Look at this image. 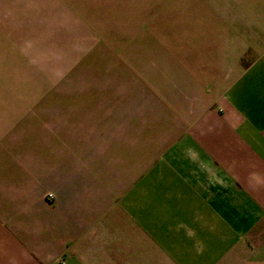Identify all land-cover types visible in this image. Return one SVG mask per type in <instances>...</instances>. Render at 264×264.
<instances>
[{
	"label": "crops",
	"instance_id": "obj_1",
	"mask_svg": "<svg viewBox=\"0 0 264 264\" xmlns=\"http://www.w3.org/2000/svg\"><path fill=\"white\" fill-rule=\"evenodd\" d=\"M179 1L0 0V264H264V0Z\"/></svg>",
	"mask_w": 264,
	"mask_h": 264
},
{
	"label": "rangeland",
	"instance_id": "obj_2",
	"mask_svg": "<svg viewBox=\"0 0 264 264\" xmlns=\"http://www.w3.org/2000/svg\"><path fill=\"white\" fill-rule=\"evenodd\" d=\"M118 7H121L117 16L118 20L128 21L133 18V14H140L146 16L156 14L153 19H148L145 26L146 31L154 36L156 46L168 45L169 39L166 37L168 31L176 30L179 28V14H180V1L179 0H119ZM177 15V21L173 18ZM178 25V26H177ZM20 54H4L0 53V61H7L11 68H0V79L4 76L10 77L8 84L0 86V92L9 93H29L36 94L39 92H52L53 86L46 83L47 76L49 78L53 75L52 69L37 70L30 69L25 64L20 63L21 67L16 68V58ZM26 63L28 64L27 60ZM106 70H93L89 73V78L93 77L97 80ZM85 92L86 90H82Z\"/></svg>",
	"mask_w": 264,
	"mask_h": 264
},
{
	"label": "clouds",
	"instance_id": "obj_3",
	"mask_svg": "<svg viewBox=\"0 0 264 264\" xmlns=\"http://www.w3.org/2000/svg\"><path fill=\"white\" fill-rule=\"evenodd\" d=\"M251 178L254 181L256 187H264V177H261L260 174L253 173V174H251ZM211 183H213V184L220 183L221 187L227 186V182H226L225 178L222 176H220L218 178V180H212Z\"/></svg>",
	"mask_w": 264,
	"mask_h": 264
},
{
	"label": "built area",
	"instance_id": "obj_4",
	"mask_svg": "<svg viewBox=\"0 0 264 264\" xmlns=\"http://www.w3.org/2000/svg\"><path fill=\"white\" fill-rule=\"evenodd\" d=\"M47 198H48V199H52L53 196H52L51 194H49V195L47 196Z\"/></svg>",
	"mask_w": 264,
	"mask_h": 264
}]
</instances>
